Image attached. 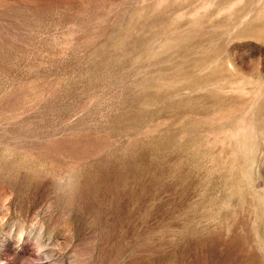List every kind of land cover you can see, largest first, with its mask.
Returning a JSON list of instances; mask_svg holds the SVG:
<instances>
[{
  "label": "rangeland",
  "instance_id": "1",
  "mask_svg": "<svg viewBox=\"0 0 264 264\" xmlns=\"http://www.w3.org/2000/svg\"><path fill=\"white\" fill-rule=\"evenodd\" d=\"M0 264H264V0H0Z\"/></svg>",
  "mask_w": 264,
  "mask_h": 264
}]
</instances>
